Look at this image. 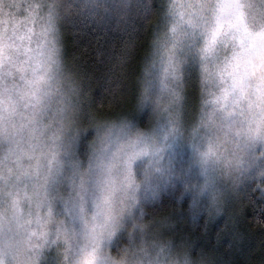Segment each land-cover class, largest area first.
Masks as SVG:
<instances>
[{"label": "clouds", "instance_id": "9594fccd", "mask_svg": "<svg viewBox=\"0 0 264 264\" xmlns=\"http://www.w3.org/2000/svg\"><path fill=\"white\" fill-rule=\"evenodd\" d=\"M170 3L171 0H0V31L13 39L30 31V41L23 43L33 54L29 58L23 48L8 50L14 60L6 61L0 70V89L5 102L9 94L18 99L17 89L23 90L26 78L33 76V61L39 59L44 63L49 50L54 52L53 60L48 61V79L42 82L46 95L37 106L35 123L28 122L32 105L25 107L20 101L11 117L15 130L6 121L5 130L0 131V177H3L0 213L4 216L5 234L18 244L17 253L4 257L2 264H80L86 241L79 209L72 207L74 199L79 201L80 176L86 178L85 215L91 220L95 211L96 177L100 173L99 158L109 159L116 144L126 139L124 126L129 123L133 130L156 133L158 143L165 145L163 159L159 165L150 156L133 162L139 186L136 199L132 200L133 193L123 187L117 192V211L122 207L121 202L128 207H124L115 235L99 242L97 264H101L99 257L105 255L116 264L122 256L125 264H217L211 251L197 246L192 233L206 232L210 224L222 221L216 232L219 243L229 230L238 231L239 218L246 210L257 206L260 211L248 217V221L264 228V139H250L237 147L235 137H226L220 130L221 111L213 103L222 86L216 76L218 66L234 47L239 49V42L232 30L227 31L213 55L205 60L199 51L203 35L197 29L195 35L189 33L175 49L179 79L172 75L165 77L163 68L168 58L165 42L171 44L168 40L171 17L166 15ZM254 6L264 9V0H254ZM50 11L53 27L47 30ZM152 18H155L152 30L141 37V22ZM248 24L252 30L264 27V16L249 14ZM93 31L125 37L126 43L115 53L117 63L113 67H122L127 62L129 49L139 50V71L134 75L130 92L121 100L125 105L130 104V111L113 115L93 103L87 85L97 66L103 64L104 55L86 40V35ZM40 52L44 55H35ZM20 64L25 66L24 71L17 67ZM172 89L182 90L183 122L177 143L167 147L172 141L171 135L167 139L164 135L168 129L167 115L176 108L170 103ZM193 91L194 97L190 95ZM22 124L25 126L21 130ZM33 127L35 133L31 131ZM210 136L216 151L207 163H202L200 152L207 150ZM53 143L57 145V156L51 160L55 179L48 184L52 219L38 222V217L40 221L48 218L46 203L40 206L35 198L22 201L24 218L31 221L27 228L34 233L29 244L28 232L18 231L11 220L8 191L9 188L15 191L17 184L23 190L25 183L31 191L35 179L25 180L22 175L21 162L17 160L22 155L19 147L31 151L35 145L43 176L49 158L41 153H48ZM35 164V157L23 155L24 168ZM122 167L114 162L113 175L119 178ZM206 180L208 185L204 187ZM156 188L158 194L153 197ZM165 197L170 198L167 204ZM177 221L186 223L188 230L175 229ZM58 226L67 227V242L62 233L58 234Z\"/></svg>", "mask_w": 264, "mask_h": 264}, {"label": "snow or ice", "instance_id": "6c2138e0", "mask_svg": "<svg viewBox=\"0 0 264 264\" xmlns=\"http://www.w3.org/2000/svg\"><path fill=\"white\" fill-rule=\"evenodd\" d=\"M249 14L252 16H264V9L254 6V0H171L166 15L171 17L168 20L169 37L171 41L169 45L165 42V51L167 52V60L164 62V76L172 75L179 79L178 61L176 60L175 49L178 43L189 33L195 35L199 29L203 35V44L200 47V56L207 59L216 51L218 41L227 31L232 30L233 37L239 42V49L235 47L231 55L225 57L218 66L216 76L222 85L219 92L213 97V103L217 105L221 111V123L219 128L226 137H235L237 147H242L250 139H264V27L252 30L248 24ZM227 24V29L225 28ZM53 16L49 13V23L47 30H52ZM31 39V32L27 35H16L15 39L5 36L0 31V70L6 61L12 62L14 57L8 51L9 49H24L25 54L31 58L32 50L26 44L25 40ZM17 41H20L18 43ZM43 56L40 52L35 54ZM54 52L50 49L47 60L41 63L39 59L33 61L34 67L31 68L32 78H26V87L23 90L17 89L19 93L18 99L11 94L8 95L5 102L3 89H0V131L5 130L6 121L12 124L15 130V122L11 117L16 114V107L20 101L24 102V106L32 105V115L28 117L29 123H35L38 105L41 104L43 96L46 92L42 86L45 82L47 72L49 70L48 61H52ZM19 70L24 71L23 64L17 65ZM43 68V71L39 69ZM167 87V85H165ZM183 100L182 90L172 89L170 103L176 105L174 111L168 112L166 123L168 129L165 132V139L169 135L172 137L171 143L167 147H173L177 143L180 133V126L183 122ZM7 113V117L5 116ZM203 119V117H201ZM215 125V121L212 122ZM25 125H21V130ZM124 127L126 139L119 141L113 149L107 161L99 158L100 173L96 177V192L93 197L95 211L89 220L85 215V195L87 194L86 178L82 174L80 183L77 186V195L79 201L75 199L72 202L73 208L79 209V218L82 221V234L86 241L81 249L80 264H97V248L99 242L107 238H112L120 227V217L122 216L124 207L120 211L116 208V194L121 188L130 190L133 194L132 200L136 199L135 191L139 187L133 172V162L141 157L150 156L157 165L163 159L162 153L165 145L159 144L156 133H145L141 129L133 130L129 123ZM35 133V128L31 129ZM15 132H13V135ZM199 152V146H194ZM57 145L53 143L49 146L48 153H41L49 158V167L41 176V165L39 156L35 152V145L32 150L19 147L22 155L17 156V160L21 162L22 175L25 180H32V189L29 191L27 183L24 184L23 190L19 185H14L15 191L9 188L8 196L10 197L11 220L15 222L17 230L28 232L27 241L31 243V237L34 234L27 228L30 220L24 218V210L22 201L24 199L32 200L35 198L38 205L48 206L47 220L38 222L47 223L52 219V198L49 196V180L55 179V173L51 167V160L57 156L55 149ZM215 141L210 136L208 140L207 150L200 152L202 163H207L209 157L215 154ZM23 155H27L30 159L35 157L36 164L31 168H24L22 165ZM114 162L120 164L121 175L119 178L113 175L112 169ZM89 167H93L90 162ZM159 171L160 169L157 168ZM3 177H0L2 180ZM19 179V177H18ZM208 181H205L204 187H207ZM158 194V188L153 189L152 196ZM67 206V201L65 202ZM62 223V222H61ZM4 216L0 213V264L4 257L15 255L18 251V244L10 235H6L3 229ZM58 234L62 233L65 241L69 240L67 227L57 229ZM46 238V237H45ZM126 255V254H125ZM101 264H116L113 258L105 255L99 257ZM119 264H125L123 256Z\"/></svg>", "mask_w": 264, "mask_h": 264}, {"label": "trees", "instance_id": "16d2710c", "mask_svg": "<svg viewBox=\"0 0 264 264\" xmlns=\"http://www.w3.org/2000/svg\"><path fill=\"white\" fill-rule=\"evenodd\" d=\"M154 23L155 18L141 22L139 28L141 37L152 30ZM86 40L90 41L91 46L94 47L95 50L104 54L102 56L103 64L97 66L95 74L88 81L87 85L91 90L94 105H99L100 110L110 112L113 115L125 110L130 111V104L125 105L121 103V100L126 92H130L134 75L139 71V50L129 49L127 62L122 67H113V65L117 63L115 53L120 52L123 44L126 43L125 37L122 35L117 37L116 34L105 33L104 31H93L86 35ZM169 201L170 198L165 197L164 203L167 204ZM259 211L260 206L254 209L250 208L246 210L243 217H240V234L245 238L261 235L264 239V228L258 225L253 226L248 221V217L255 216ZM165 214L166 213H161V215ZM220 224L221 223L215 225L207 234L200 232L192 233L197 246L211 251L217 260V264H253L254 258H257L254 264H264V250H262L261 253L254 250L255 252L251 253L252 258L249 262H245L244 257L240 256L237 249L231 247V245L228 250L224 248V251H229L231 255L220 251L222 244L216 241V232ZM224 235L225 234H223L222 237ZM225 238L228 239L230 237L225 236ZM226 245L227 244L224 243L223 246L225 247Z\"/></svg>", "mask_w": 264, "mask_h": 264}, {"label": "rangeland", "instance_id": "374dc122", "mask_svg": "<svg viewBox=\"0 0 264 264\" xmlns=\"http://www.w3.org/2000/svg\"><path fill=\"white\" fill-rule=\"evenodd\" d=\"M194 76H195V74H194V70H193V73H192L193 79H194ZM190 95L194 97V91ZM164 200H165V198H164ZM165 202H167V201H165ZM239 220H240V218H239ZM221 222L222 221H217L214 224H210L207 228V231L203 232V234H207L210 229H213L215 225H217ZM175 229H178L181 231H187L188 225L184 222L177 221L175 223ZM240 230H241L240 229V223H238V231L237 232L234 233L233 231L229 230V232L222 237V239L220 241L222 244V246L220 247V251L227 253L228 255H231V253L229 251H227L231 245V247H235L237 249L238 253H240V256L244 257L245 262H249L252 258L251 253L255 252L254 250H257L260 253L262 250H264V239L262 238L261 235L260 236L254 235L250 238H245L243 235L240 234ZM225 236H228L230 238L226 239ZM224 243L227 244L225 247L223 246ZM224 248H226L227 250L224 251L225 250ZM256 260H257V258H254L253 264L256 263Z\"/></svg>", "mask_w": 264, "mask_h": 264}]
</instances>
